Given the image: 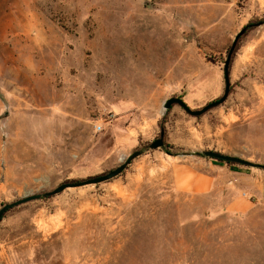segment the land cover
Segmentation results:
<instances>
[{
    "label": "rangeland",
    "instance_id": "rangeland-1",
    "mask_svg": "<svg viewBox=\"0 0 264 264\" xmlns=\"http://www.w3.org/2000/svg\"><path fill=\"white\" fill-rule=\"evenodd\" d=\"M227 99L200 116L225 91ZM165 129V144H148ZM0 264H264V0H0ZM218 183L179 192L172 161Z\"/></svg>",
    "mask_w": 264,
    "mask_h": 264
},
{
    "label": "water",
    "instance_id": "water-1",
    "mask_svg": "<svg viewBox=\"0 0 264 264\" xmlns=\"http://www.w3.org/2000/svg\"><path fill=\"white\" fill-rule=\"evenodd\" d=\"M247 28H248V26L243 27L236 34V36L232 42V45L229 49L227 58L225 60V66H224L225 91H224V94L219 99L207 103L201 109H192L187 105V103L182 98L177 97V96H173V97L168 98L164 102V109L168 110V109H170V107L173 104H178L188 114L193 115V116H200V115L204 114L205 112H207L208 110H210L211 108L222 104L227 99L229 92H230V85H231V82H230V61H231V57L235 51V48L238 44L239 39L246 32ZM164 137H165V129L162 128L161 132H160V136L157 139H155L154 141H152L150 144H148V147L150 149H157V148L163 147L165 144ZM142 153H143V150H135L129 156H127V158L124 160V162H122L119 166L115 167L114 169L109 170L106 173H103V174H100L97 176H93V177H90V178H87L84 180H80V181L63 182V183L59 184L56 188H54L53 190H50L48 192H44L42 194L37 193V194L26 195V196H24V197H22L16 201L7 203L0 208V219L2 218V216L4 215V213L6 211H8V210H10L16 206H19L21 204H25L27 202L39 199L42 196H53V195H56L58 193H61L62 191H64L67 188L80 187V186H85V185H89V184H98V183L108 181V180L118 176L120 173H122V171L125 170V168L130 164V162L132 160H134L135 158H137L138 156H140ZM192 155L202 157V158H211V159H215V160L233 162V163H237V164L244 165V166H251V167L264 169V164L252 162L250 160H247V159L235 156V155L225 154V153L218 152L215 150L195 151V152H192Z\"/></svg>",
    "mask_w": 264,
    "mask_h": 264
},
{
    "label": "crops",
    "instance_id": "crops-1",
    "mask_svg": "<svg viewBox=\"0 0 264 264\" xmlns=\"http://www.w3.org/2000/svg\"><path fill=\"white\" fill-rule=\"evenodd\" d=\"M226 169L212 160L188 158L172 161L169 168L171 183L175 190L205 194L214 190L218 176L213 171Z\"/></svg>",
    "mask_w": 264,
    "mask_h": 264
},
{
    "label": "trees",
    "instance_id": "trees-1",
    "mask_svg": "<svg viewBox=\"0 0 264 264\" xmlns=\"http://www.w3.org/2000/svg\"><path fill=\"white\" fill-rule=\"evenodd\" d=\"M248 27H249V26H248ZM244 34H245V33H244ZM244 34H243V35H244ZM243 35H242V36H243ZM239 41H240V39H239ZM239 41H238V42H239ZM180 98H181V97H180ZM217 99H219V98H217ZM217 99H216V100H217ZM173 105H175V104H173ZM173 105H172V106H173ZM172 106H171V107H172ZM171 107H170V108H171ZM162 128H164V127H162ZM164 142H165V140H164ZM217 161L220 162V163L228 164V165H235V164H237V163L226 162V161H221V160H217ZM42 197H52V196H42ZM42 197H41V198H42ZM10 210H11V209H10ZM8 211H9V210H8ZM6 212H7V211H6ZM6 212H5V213H6ZM5 213H4V215H5ZM4 215H3V216H4ZM3 216H2V218H3ZM2 218H1V219H2ZM1 219H0V220H1Z\"/></svg>",
    "mask_w": 264,
    "mask_h": 264
}]
</instances>
